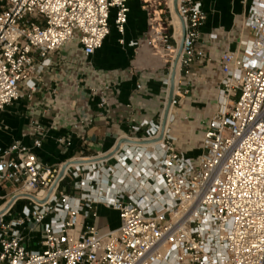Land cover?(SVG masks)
<instances>
[{
	"label": "built area",
	"instance_id": "obj_1",
	"mask_svg": "<svg viewBox=\"0 0 264 264\" xmlns=\"http://www.w3.org/2000/svg\"><path fill=\"white\" fill-rule=\"evenodd\" d=\"M132 1L0 0V117L38 90L64 49L78 46L88 61L113 28L124 46ZM169 1L172 35L155 31L154 43L174 51L173 62L182 45L177 73L193 78L191 67L206 58L199 44L203 0H177V12ZM244 4L243 38L220 58L218 110L204 127L197 160L171 133L180 83L163 126L170 79L160 119L136 122L109 153L47 167L36 153L49 132L40 125L33 130L42 137L32 146L0 147V186L14 190L0 213V264H264V0ZM115 86L100 80L87 90L106 110ZM93 123L79 117L69 127ZM70 139L57 143L70 147ZM66 180L74 195L61 191ZM18 202L26 204L8 220ZM99 205L118 213V229L101 234L82 226L79 218H95Z\"/></svg>",
	"mask_w": 264,
	"mask_h": 264
},
{
	"label": "crops",
	"instance_id": "obj_2",
	"mask_svg": "<svg viewBox=\"0 0 264 264\" xmlns=\"http://www.w3.org/2000/svg\"><path fill=\"white\" fill-rule=\"evenodd\" d=\"M244 1L203 0L207 21L201 28L199 44L205 49L206 58L191 67L193 78L184 79L183 75L176 74L182 91L178 105L172 109L174 120L170 127L177 140L176 147L187 158L194 160L200 156L204 127L218 110L223 78L220 58L227 51L235 50L243 38L242 22L248 10ZM171 5L169 0H133L129 4L124 46L119 45L121 37L116 32L115 42L111 33L102 49L88 61L82 57L78 46L59 53L54 65L42 74L38 90L2 113L0 147L14 142L32 146L34 140L42 137L34 133V126H43L49 132L43 147L36 153L45 166L57 168L82 155L93 157L109 153L117 140L131 135L134 124L144 118L158 121L168 91L164 81L172 74L174 51H165L162 45L154 43V35L155 31L172 35ZM180 31L177 32L179 41ZM131 43H138V47H130ZM171 45L176 46V43L171 41ZM100 80L116 85V96L106 110L98 107V98L91 97L87 90ZM137 84L143 86L142 91H135ZM79 117H93L94 123L74 132L69 126ZM79 135L85 141H80ZM60 138L65 141L71 138V146H60L57 143ZM61 191L74 195L69 180L62 184ZM13 194L9 185L0 186V206ZM95 212V218H79L82 226L94 225L101 234L119 228L117 212L103 205L97 206Z\"/></svg>",
	"mask_w": 264,
	"mask_h": 264
},
{
	"label": "water",
	"instance_id": "obj_3",
	"mask_svg": "<svg viewBox=\"0 0 264 264\" xmlns=\"http://www.w3.org/2000/svg\"><path fill=\"white\" fill-rule=\"evenodd\" d=\"M175 11L177 12V0H175ZM181 54H182V45H181L180 50L178 52L177 58L174 61L172 74H171V77H170V89H169L168 103H167V108H166V111H165V116H164V121H163L164 128H165V126L167 124L168 116H169V113H170V110H171V103H172V99H173L174 91H175L177 67H178V63H179V59L181 57Z\"/></svg>",
	"mask_w": 264,
	"mask_h": 264
},
{
	"label": "rangeland",
	"instance_id": "obj_4",
	"mask_svg": "<svg viewBox=\"0 0 264 264\" xmlns=\"http://www.w3.org/2000/svg\"><path fill=\"white\" fill-rule=\"evenodd\" d=\"M167 5V3H166ZM177 19V18H176ZM116 31L115 29H112V36H111V39H112V42H115V40L117 39L116 38ZM65 51H70V49H66ZM199 158V156L197 157ZM194 160H197L196 158ZM67 183H65L63 186H66ZM24 204H26L25 202H18V204L16 205L15 209L13 210L12 214L10 215V217L8 218V220H15L19 217V213L22 209V207L24 206Z\"/></svg>",
	"mask_w": 264,
	"mask_h": 264
},
{
	"label": "bare ground",
	"instance_id": "obj_5",
	"mask_svg": "<svg viewBox=\"0 0 264 264\" xmlns=\"http://www.w3.org/2000/svg\"><path fill=\"white\" fill-rule=\"evenodd\" d=\"M177 23H178V29H180V22H179V20H177ZM176 25H177V24H176ZM180 32H181V31H180ZM172 111H173V110H171V114H172ZM5 206H6V203H4V204H2V205L0 206V213L3 211V209H6Z\"/></svg>",
	"mask_w": 264,
	"mask_h": 264
}]
</instances>
